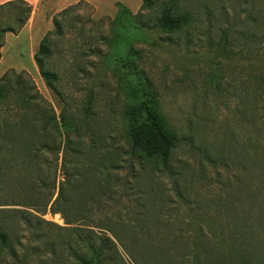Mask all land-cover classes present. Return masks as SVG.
Wrapping results in <instances>:
<instances>
[{
	"label": "rangeland",
	"instance_id": "rangeland-1",
	"mask_svg": "<svg viewBox=\"0 0 264 264\" xmlns=\"http://www.w3.org/2000/svg\"><path fill=\"white\" fill-rule=\"evenodd\" d=\"M22 1L30 17L17 34L3 36L0 80L26 83L34 132L43 119L51 149L0 140V264L70 260L62 242L65 228L76 225L66 226L50 205L43 212L52 185L63 181L56 151L62 109L79 118L90 101L97 131H122L125 112L153 98L177 144L168 168L146 161L136 182L134 198L156 216L149 227L165 228L156 218H171L177 229L201 226L223 235L210 246L264 260V0H150V8L144 0ZM171 3L190 21L167 34L157 20ZM8 12L0 11V24ZM42 42L51 51L45 69L56 75L53 88L34 61ZM12 103L0 104V128L19 114Z\"/></svg>",
	"mask_w": 264,
	"mask_h": 264
},
{
	"label": "trees",
	"instance_id": "trees-1",
	"mask_svg": "<svg viewBox=\"0 0 264 264\" xmlns=\"http://www.w3.org/2000/svg\"><path fill=\"white\" fill-rule=\"evenodd\" d=\"M144 6L150 8L151 1L144 0ZM4 10L9 11L11 19L0 24V48L3 36L17 34L31 13L29 5L22 0L0 5V11ZM189 21L187 13L171 3L161 9L157 26L162 32L173 34L186 27ZM57 31L60 33L59 27ZM50 54L49 47L42 42L34 61L43 81L53 88L56 75L45 69V59ZM9 100L19 107V114L12 116L10 121H3L0 140L26 147L42 142L43 149L50 151V133L43 126V119L39 121L40 131L34 132L33 120L27 110L32 97L26 83L17 82L12 86L2 78L0 104L9 103ZM125 115L122 131L111 128L97 131L90 101L85 103L79 118H74L65 109L61 111L57 132L62 130L59 134L63 143L56 151L62 154L63 181L58 188L55 183L52 185L51 193L43 203V212L50 205V213L59 214L66 226L76 225L65 228L67 236L62 248L70 258L66 264H264V260L239 255L234 246H228V251L224 245L210 246V238L223 235L201 226L177 229L171 224V218H156L157 222H164L165 228L160 231L149 227L148 220L155 215L142 211V199L134 198L136 182L144 172L146 161L168 168L177 135L161 114L155 98L139 100ZM116 141H123L124 147L108 146ZM32 152V160H38L37 152ZM122 170H127L129 176L121 179L118 173ZM40 181L41 189H46L47 180ZM55 191L56 197L51 201ZM128 194L135 202L133 207L124 203L125 198L129 200ZM0 239L4 237L0 235Z\"/></svg>",
	"mask_w": 264,
	"mask_h": 264
}]
</instances>
